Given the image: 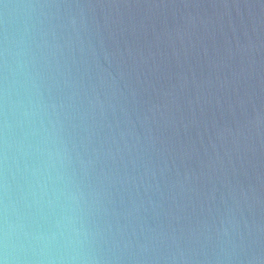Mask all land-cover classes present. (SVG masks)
I'll use <instances>...</instances> for the list:
<instances>
[{"label":"water","instance_id":"obj_1","mask_svg":"<svg viewBox=\"0 0 264 264\" xmlns=\"http://www.w3.org/2000/svg\"><path fill=\"white\" fill-rule=\"evenodd\" d=\"M0 260L264 264V0H0Z\"/></svg>","mask_w":264,"mask_h":264},{"label":"clouds","instance_id":"obj_2","mask_svg":"<svg viewBox=\"0 0 264 264\" xmlns=\"http://www.w3.org/2000/svg\"><path fill=\"white\" fill-rule=\"evenodd\" d=\"M0 264H8L7 260H0Z\"/></svg>","mask_w":264,"mask_h":264}]
</instances>
